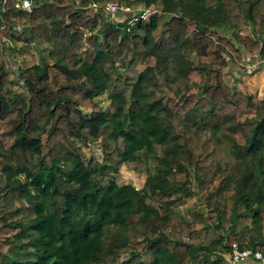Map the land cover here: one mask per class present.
Masks as SVG:
<instances>
[{
  "label": "trees",
  "instance_id": "1",
  "mask_svg": "<svg viewBox=\"0 0 264 264\" xmlns=\"http://www.w3.org/2000/svg\"><path fill=\"white\" fill-rule=\"evenodd\" d=\"M32 1L0 17L26 59L15 75L0 52V264H230L232 237L264 254V98L225 79L264 62V0H117L161 13L133 26L116 0ZM141 152L148 184H120Z\"/></svg>",
  "mask_w": 264,
  "mask_h": 264
},
{
  "label": "rangeland",
  "instance_id": "2",
  "mask_svg": "<svg viewBox=\"0 0 264 264\" xmlns=\"http://www.w3.org/2000/svg\"><path fill=\"white\" fill-rule=\"evenodd\" d=\"M115 2L118 1L116 0ZM143 9H145V6L141 3H138L133 8V10ZM122 12L124 11H121L119 15L122 14ZM160 15L161 13L158 11L156 17H159ZM240 33L243 36H251L252 29L250 26H246L240 31ZM226 34L228 33L225 32V35ZM8 48V43L6 45L1 44L0 52L3 53V59L5 62H7L6 66H8L12 72L15 73V75H18V69L25 65L26 59H24V56L18 53L13 54ZM30 55L29 58L32 59V62H37L36 56L32 58ZM243 59L245 62L243 67H237L231 63L229 69L226 71L225 79L227 82H229V84L236 86L237 88L241 89V91L257 94L259 97L264 98V62L259 57H252L248 54H246L245 58ZM79 145L82 147V151L86 157V162L90 161L93 156L99 155L98 145L93 144L89 147H85L81 144ZM153 173L154 166H152L148 158H146V154L143 152L137 153L123 165L121 173L118 175V182L120 184L132 183L137 189H143L148 184V179ZM204 204V198L199 195L192 199H186L182 205V210L184 213H187L188 210L204 209ZM213 236L216 237L218 234L213 233ZM233 242H236L235 237L231 238L230 244L232 245Z\"/></svg>",
  "mask_w": 264,
  "mask_h": 264
},
{
  "label": "built area",
  "instance_id": "3",
  "mask_svg": "<svg viewBox=\"0 0 264 264\" xmlns=\"http://www.w3.org/2000/svg\"><path fill=\"white\" fill-rule=\"evenodd\" d=\"M15 8L19 11L30 12L34 7V2L32 0H15ZM8 0H4V2L0 5V17L7 13ZM97 6L94 5V8ZM121 11L124 12H137L139 11V16H134L131 21L130 25H135L138 20L143 21H150L153 17H156L158 14L157 9L152 6L145 8L143 10H131L128 8H123L118 2L111 1L106 4L105 6V13L110 15L111 17H116ZM232 246V253L230 256V264H264V254L261 252H255L251 249H242L240 248L237 242H233Z\"/></svg>",
  "mask_w": 264,
  "mask_h": 264
}]
</instances>
